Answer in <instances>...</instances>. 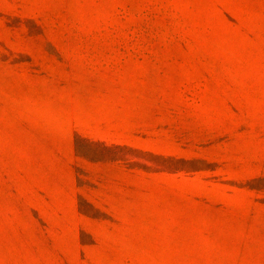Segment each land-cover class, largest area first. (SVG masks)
<instances>
[{
    "label": "rangeland",
    "instance_id": "obj_1",
    "mask_svg": "<svg viewBox=\"0 0 264 264\" xmlns=\"http://www.w3.org/2000/svg\"><path fill=\"white\" fill-rule=\"evenodd\" d=\"M0 264H264V0H0Z\"/></svg>",
    "mask_w": 264,
    "mask_h": 264
}]
</instances>
